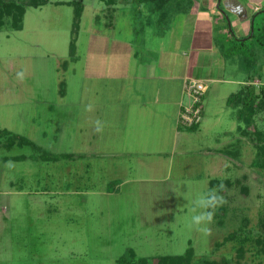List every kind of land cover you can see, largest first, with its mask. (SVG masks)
<instances>
[{"label":"rangeland","instance_id":"1","mask_svg":"<svg viewBox=\"0 0 264 264\" xmlns=\"http://www.w3.org/2000/svg\"><path fill=\"white\" fill-rule=\"evenodd\" d=\"M13 1L28 8L19 30L13 31L8 20L0 30V264H117L128 249L137 258H155L182 255L188 248L193 249L191 264H264V246L257 245L258 223L264 219V156L262 148L256 150L263 146L264 151V142L254 139L252 126L237 122L227 99L219 98L237 87L216 91V85L207 84L202 134L186 131L192 140L189 152L177 154L168 171L158 172L163 174L126 178L109 170L98 150L85 149L88 145L65 122L66 105H78L80 59L96 49L89 43L99 36L104 20L94 16L105 4L82 0L70 57L73 6L55 3L74 0H35L47 1L37 8L28 6L33 0ZM167 1L171 25L182 30L188 19L175 11L188 5ZM147 5L116 6L119 13L110 21L120 29L114 35L118 44L132 39L139 45L154 31L146 25V15L154 19ZM254 20L255 34H264V11ZM100 42L113 43L112 32ZM225 57L231 78L235 73L245 77L258 91L264 71L260 46L253 39L243 46L227 42ZM18 72L25 74L23 81ZM60 91L72 98L61 99ZM256 126L264 137V116ZM3 130L38 148L4 146L8 135ZM68 149L76 153L72 158L42 160L44 155L69 154ZM21 156L25 159L14 160ZM8 161L14 166L6 167ZM212 179L224 181L219 195L226 202L215 210L211 235H204L190 227L191 208L198 194L210 190Z\"/></svg>","mask_w":264,"mask_h":264},{"label":"crops","instance_id":"2","mask_svg":"<svg viewBox=\"0 0 264 264\" xmlns=\"http://www.w3.org/2000/svg\"><path fill=\"white\" fill-rule=\"evenodd\" d=\"M216 1L185 0L188 8L175 11L188 19L182 30L171 25L166 6L157 15L149 11L154 19L146 15V25L154 27V31L139 45L132 39L120 44L115 41L120 29L113 27L110 19L119 13L116 7H105L94 16L104 20L103 27L97 29L99 36L95 41L92 38L93 44L89 43L96 49L88 59H80L83 64L79 102L65 104V122L69 120L71 132H77L88 145L85 149L99 151L113 173L126 178L143 173L163 174L177 154L189 152V135L202 134L204 119L202 115L193 130L179 125L182 111L191 104L185 89L189 81L206 87L203 110L210 86L216 85V91L226 85L237 87L219 97L223 100L248 84L249 80L236 73L231 78L226 45L252 35L255 14L264 11V0H218L215 4ZM108 32H112L113 43L101 44ZM67 95L72 98L69 92L58 93L61 99ZM87 104H92L94 111H84ZM97 119L105 125L100 134L93 128ZM68 153L76 154L71 149ZM161 170L163 173H158ZM128 182H122L123 186Z\"/></svg>","mask_w":264,"mask_h":264},{"label":"trees","instance_id":"3","mask_svg":"<svg viewBox=\"0 0 264 264\" xmlns=\"http://www.w3.org/2000/svg\"><path fill=\"white\" fill-rule=\"evenodd\" d=\"M105 4L107 9L111 10L114 9L117 5H128L129 3H137V6L142 5L143 3H148L151 5L150 8H148V11L154 12L160 9L163 10V8L169 4V1L167 0H99ZM47 3L45 1L42 4H39L35 0H33L32 4H29V7H39ZM55 4H67L68 6H73V28H72V38L69 43V56L71 57L74 54L75 47H76V36L78 33V27L79 22L82 16V12L84 9L83 1L82 0H74L72 2L67 3H55ZM147 5V6H149ZM27 5L20 4L13 0H0V30L6 26L5 20L9 21L10 28L13 31H17L21 28L23 17L26 12ZM167 8V7H166ZM253 33L248 37L247 39H253V42L260 46L264 53V34L259 31L257 34H255V28L252 27ZM246 39V40H247ZM245 40V41H246ZM243 40H236L234 39L233 42L239 43V46H243V43L245 42ZM66 63H64L65 65ZM262 77H263V83L258 88V91L256 90L255 86L252 83L246 84L241 90H239L237 93L232 94L228 97L227 104L236 109L235 111V119L239 124H245V126H252L253 128V134L255 136V140H257L260 144L264 142L263 137V131L262 129H259L260 127L256 126L258 122V118L261 119L264 116V71H262ZM60 87H63V82L60 84ZM62 90V89H61ZM262 121H259V124L261 125ZM197 126L189 128V130L195 129ZM237 130H240L238 127ZM2 134L8 135L7 143L4 144L8 147H12L14 145H18L20 147L22 146H30L32 148L37 149L38 147L31 142L28 139H25L24 137H21L19 135H11L7 133L6 131H2ZM262 148V153L264 156L263 146H257L256 150L260 153V150ZM30 159H33L31 156ZM68 158H72L71 154H60L55 156H42V160L45 161H54L58 162L60 160H66ZM25 156L16 157L14 160H24ZM5 161V160H4ZM224 181H220L218 179H212L209 182L210 189L217 188L220 184H222ZM227 183V187L230 186V183L225 181ZM226 187V186H225ZM224 193V191L220 192ZM258 237H261L259 239V242H257V245H263L264 246V219H261L258 223ZM193 258V249L188 248L184 254L182 255H166V256H159L155 258H137L133 251L131 249H128L126 253L117 259V264H191ZM204 264H214L213 262H207L205 261Z\"/></svg>","mask_w":264,"mask_h":264},{"label":"clouds","instance_id":"4","mask_svg":"<svg viewBox=\"0 0 264 264\" xmlns=\"http://www.w3.org/2000/svg\"><path fill=\"white\" fill-rule=\"evenodd\" d=\"M24 77L25 74L23 72L17 73L18 80L23 81ZM84 111L92 112L94 111V106L87 104L84 106ZM104 126V122L100 119H97L93 124L94 131L97 134L103 132ZM5 166L13 167L14 165L12 161H8ZM222 191H225V186L220 184L217 188L197 195L191 208L193 215L191 216L190 227H194L197 232L204 235H211L209 225L213 223L215 210L226 202L224 197L219 195Z\"/></svg>","mask_w":264,"mask_h":264},{"label":"built area","instance_id":"5","mask_svg":"<svg viewBox=\"0 0 264 264\" xmlns=\"http://www.w3.org/2000/svg\"><path fill=\"white\" fill-rule=\"evenodd\" d=\"M185 89L191 98V104L182 111L178 122L184 128H192L198 126L201 122L202 97L205 94L206 87L201 82L189 81L186 83Z\"/></svg>","mask_w":264,"mask_h":264}]
</instances>
